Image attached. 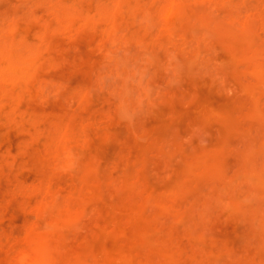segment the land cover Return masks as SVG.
<instances>
[{"label": "rangeland", "instance_id": "obj_1", "mask_svg": "<svg viewBox=\"0 0 264 264\" xmlns=\"http://www.w3.org/2000/svg\"><path fill=\"white\" fill-rule=\"evenodd\" d=\"M0 264H264V0H0Z\"/></svg>", "mask_w": 264, "mask_h": 264}, {"label": "clouds", "instance_id": "obj_2", "mask_svg": "<svg viewBox=\"0 0 264 264\" xmlns=\"http://www.w3.org/2000/svg\"><path fill=\"white\" fill-rule=\"evenodd\" d=\"M135 76H136V77H139V73H136ZM129 83H130V84H135V83H136V80H135L134 78H131V77H130V79H129Z\"/></svg>", "mask_w": 264, "mask_h": 264}]
</instances>
